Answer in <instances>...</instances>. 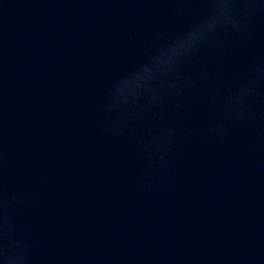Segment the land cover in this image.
I'll use <instances>...</instances> for the list:
<instances>
[{
    "label": "clouds",
    "instance_id": "clouds-1",
    "mask_svg": "<svg viewBox=\"0 0 264 264\" xmlns=\"http://www.w3.org/2000/svg\"><path fill=\"white\" fill-rule=\"evenodd\" d=\"M204 28L197 27L193 31L189 32L185 37L177 39L174 41L170 48L160 49L159 55L157 57L158 64H168L173 62L178 54L185 49L186 46H191L197 39L204 34Z\"/></svg>",
    "mask_w": 264,
    "mask_h": 264
}]
</instances>
